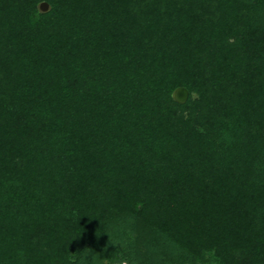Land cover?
<instances>
[{"label":"trees","instance_id":"1","mask_svg":"<svg viewBox=\"0 0 264 264\" xmlns=\"http://www.w3.org/2000/svg\"><path fill=\"white\" fill-rule=\"evenodd\" d=\"M113 253L264 264V0H0V264Z\"/></svg>","mask_w":264,"mask_h":264},{"label":"rangeland","instance_id":"2","mask_svg":"<svg viewBox=\"0 0 264 264\" xmlns=\"http://www.w3.org/2000/svg\"><path fill=\"white\" fill-rule=\"evenodd\" d=\"M49 9V7H48ZM193 97H195V95H193ZM139 218H135V220L133 221V229L131 230H136V234H138V236L140 237V240L142 241V243H146L148 240H152L153 239V231L156 230V226L154 224V221H142L141 225H137V221ZM130 229V228H129ZM138 232V233H137ZM135 234V235H136ZM140 253L144 252V248H139ZM120 255H116L115 253H113L112 256H110L109 258H107L106 260L103 261L104 264H115V263H119V262H123V263H128L127 261L123 260V261H119Z\"/></svg>","mask_w":264,"mask_h":264},{"label":"water","instance_id":"3","mask_svg":"<svg viewBox=\"0 0 264 264\" xmlns=\"http://www.w3.org/2000/svg\"><path fill=\"white\" fill-rule=\"evenodd\" d=\"M39 11L42 13H45L48 11V4L45 2H42L39 4ZM189 93L186 88L179 87L175 89L172 93V99L175 103L179 105H184L186 101L188 100Z\"/></svg>","mask_w":264,"mask_h":264},{"label":"built area","instance_id":"4","mask_svg":"<svg viewBox=\"0 0 264 264\" xmlns=\"http://www.w3.org/2000/svg\"><path fill=\"white\" fill-rule=\"evenodd\" d=\"M115 264H129V263H123V262H119V263H115Z\"/></svg>","mask_w":264,"mask_h":264}]
</instances>
